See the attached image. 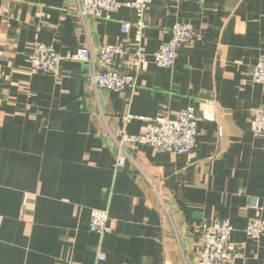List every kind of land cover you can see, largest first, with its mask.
Returning a JSON list of instances; mask_svg holds the SVG:
<instances>
[{"label":"crops","instance_id":"crops-1","mask_svg":"<svg viewBox=\"0 0 264 264\" xmlns=\"http://www.w3.org/2000/svg\"><path fill=\"white\" fill-rule=\"evenodd\" d=\"M81 1L0 0V264H197L200 226L217 220L233 226L239 264H264V237L246 233L250 218H264V134L251 132L264 103V84L252 79L264 55V0H150L149 63L124 94L97 88L93 64L72 56L133 48L136 12L82 16ZM123 21L133 24L128 34ZM180 22L195 39L172 68L160 67L153 53ZM37 43L62 56L58 74L32 72ZM115 67L128 71L123 57ZM188 107L198 117L191 154L125 143L116 166L115 137ZM94 209L108 211L105 235L90 228Z\"/></svg>","mask_w":264,"mask_h":264},{"label":"built area","instance_id":"built-area-1","mask_svg":"<svg viewBox=\"0 0 264 264\" xmlns=\"http://www.w3.org/2000/svg\"><path fill=\"white\" fill-rule=\"evenodd\" d=\"M150 0H135L122 2L120 0H82L80 14L95 18L109 17L110 13L122 7L133 8L137 15L136 34L133 48L123 44H105L95 55L90 47L80 49L74 59L88 60L93 64V82L97 88L120 92L124 94L128 87H133L137 75L149 63L148 53L144 45L146 23L145 14ZM122 32L128 34L133 26L129 21L122 22ZM195 39V32L188 23H176L172 28L171 38L163 42L153 53L154 62L163 68H172L176 62L179 48L188 45ZM117 57L125 58L127 72L115 67ZM62 56L53 47L37 43L31 56L32 72H47L58 74ZM252 79L255 83L264 84V55L261 56L253 70ZM251 132L254 135L264 134V103L258 106L251 120ZM221 133V132H220ZM198 117L193 107L181 110L176 116L159 115L151 119L148 130L142 134L122 132L115 137L123 155L116 162L118 168L125 164L124 144H144L159 153L191 154L197 146ZM250 206L259 212L260 199H251ZM109 214L104 209H94L91 212L90 228L99 235L110 231ZM203 236L202 248L197 264H239L244 259L240 248L231 240L233 226L228 220L205 221L200 226ZM246 233L253 239L264 237V218L256 215L249 219ZM105 255L98 254V260L103 261Z\"/></svg>","mask_w":264,"mask_h":264}]
</instances>
